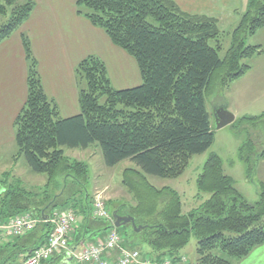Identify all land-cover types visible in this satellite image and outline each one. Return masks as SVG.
I'll list each match as a JSON object with an SVG mask.
<instances>
[{"label": "trees", "instance_id": "obj_1", "mask_svg": "<svg viewBox=\"0 0 264 264\" xmlns=\"http://www.w3.org/2000/svg\"><path fill=\"white\" fill-rule=\"evenodd\" d=\"M75 6L77 14L133 57L141 81L115 88L104 61L88 55L74 67L79 113L61 117L44 92L30 40L22 33L27 93L13 123L12 159L15 163L23 157L31 171L45 175V181L41 187H28L11 170L3 171L0 221L24 212L43 218L55 209L69 208L80 217L68 241L71 249L90 242L87 234L103 237L114 226L91 214L89 165L63 149L95 144L106 166L125 159L133 163L122 170L121 184L134 204H120L113 210L131 215L136 225L144 226L133 231L131 239L148 244L143 254L153 262L166 256L176 263L192 235L194 264H234L264 244V181L258 199L249 203L234 186L233 177L224 173L217 153L209 155L196 179L198 192L209 197L185 214L175 189L156 187L147 180L148 175L180 176L194 154L212 145L213 117L205 100L229 89L251 68V58L264 52L261 45L246 43L247 37L264 27V0H247L229 31L220 30L212 17L184 12L174 0H76ZM33 7L34 0H0V15L8 16L0 24V42L23 24ZM263 116L264 111L241 116L230 124L241 126ZM241 150L243 160L249 159L248 152L264 159V148L254 154L251 140ZM51 230V223L41 220L27 233L1 242L0 264H19L47 243ZM120 235L125 243L128 235ZM61 255L41 264H64Z\"/></svg>", "mask_w": 264, "mask_h": 264}, {"label": "crops", "instance_id": "obj_2", "mask_svg": "<svg viewBox=\"0 0 264 264\" xmlns=\"http://www.w3.org/2000/svg\"><path fill=\"white\" fill-rule=\"evenodd\" d=\"M75 1L34 0V7L23 24L0 42L1 153L14 143V119L23 106L27 93V66L21 42L22 33L30 40L44 92L54 100L61 117L79 113L74 67L88 55H96L104 61L110 82L115 88H118L115 85L119 83L110 74L111 64L118 70L119 76L123 72L126 84L136 86L141 81L135 60L132 61L126 52L114 45L102 29L77 14ZM174 1L184 12L214 18L218 27L223 22L238 21L247 3V0ZM250 44H258L264 48V27L250 37ZM250 64L251 68L246 74L235 80L225 92L217 94L214 102L215 106L225 105L235 118L254 116L246 114L243 109L248 108L249 102L256 100L258 96L264 99V52L254 55ZM0 234L4 233L0 231ZM102 235L86 236L92 242ZM128 248L136 249L132 246ZM61 259L64 264H75L68 256L61 255L60 261ZM234 264H264V244L252 249L246 257L235 260Z\"/></svg>", "mask_w": 264, "mask_h": 264}, {"label": "rangeland", "instance_id": "obj_3", "mask_svg": "<svg viewBox=\"0 0 264 264\" xmlns=\"http://www.w3.org/2000/svg\"><path fill=\"white\" fill-rule=\"evenodd\" d=\"M24 0H18V3H23ZM8 16L0 15V24L5 22ZM235 22H227L219 25L222 31L231 30ZM246 43L250 44V37L246 38ZM227 43L224 45V49ZM124 51V50H123ZM125 52V51H124ZM127 53V52H126ZM223 54V50L220 52ZM130 56L133 61V57ZM127 65V63H125ZM110 74L116 78L119 84L115 86L118 88H125L133 86L132 83L124 82V74L118 75V70L113 68ZM225 92V91H221ZM219 92V93H221ZM217 92L212 93L206 98L205 104L210 115L214 114ZM250 106L245 108L246 114L257 115L264 110V99L258 98L249 102ZM248 140L253 141L255 153L264 148V116L254 121H248L241 126L235 124H228L222 128H214V140L212 145L204 152L194 154L185 171L175 178H162L158 176L148 175L147 180L156 187L168 186L175 189L181 196L182 213H187L192 209L198 208L205 199L209 197L207 192H198L196 187V179L202 170V166L206 159L212 152L217 153L222 159V168L224 173L233 177L234 186L240 194L249 203H253L258 199L260 191V182L264 181V159H258L254 155H250L249 159L241 157V146ZM64 152L68 156L84 160L89 165V175L87 187L91 194L93 201L96 193H99L109 211L112 212L114 206L123 204H134L132 195L121 184V172L125 167L132 166L133 163L128 160H122L118 164L109 167L103 162L100 149L97 145H91L87 149L67 148L64 147ZM78 149V150H77ZM15 144L12 143L9 147L0 152V174L5 170H11L12 174L22 180L24 185L28 187L38 188L41 187L45 181L44 174H38L29 168L25 159L20 157L17 162L13 163L12 154L15 152ZM77 150V151H74ZM1 151V150H0ZM242 151V150H241ZM243 152V151H242ZM1 191V185H0ZM79 221V217L76 216ZM119 233L127 234V240L124 243L125 247H136L142 254L149 248L145 242L132 241L134 229L131 225L122 226L118 229ZM98 234V233H97ZM94 234V237L97 235ZM93 237V238H94ZM11 237L5 234H0V243L5 242ZM93 240H96L93 239ZM181 254L188 260L187 264H194L196 260V238L192 235L188 243L181 249Z\"/></svg>", "mask_w": 264, "mask_h": 264}, {"label": "built area", "instance_id": "obj_4", "mask_svg": "<svg viewBox=\"0 0 264 264\" xmlns=\"http://www.w3.org/2000/svg\"><path fill=\"white\" fill-rule=\"evenodd\" d=\"M91 214L97 219L112 223L110 211L99 193L93 198ZM47 221L52 225L47 243L35 248L19 264H41L60 253L69 255L75 264H183L186 262V259L181 257L176 263H172L166 256L161 261L153 262L149 256H142L137 249L124 247L123 238L114 227L110 228L102 238L81 243L78 248L71 249L68 241L77 225L75 213L71 209H55ZM38 222L40 220L31 212H24L0 221V231L10 237L21 236L32 230Z\"/></svg>", "mask_w": 264, "mask_h": 264}, {"label": "water", "instance_id": "obj_5", "mask_svg": "<svg viewBox=\"0 0 264 264\" xmlns=\"http://www.w3.org/2000/svg\"><path fill=\"white\" fill-rule=\"evenodd\" d=\"M234 114L229 111L225 105H216L213 114V128H222L234 121ZM48 216L40 218L42 220L47 219ZM113 225L120 227L129 224L134 229V232H139L144 228L142 225H136L134 218L131 215H120L117 210L112 211ZM70 259V258H69Z\"/></svg>", "mask_w": 264, "mask_h": 264}]
</instances>
